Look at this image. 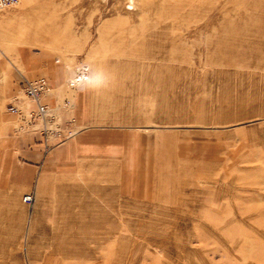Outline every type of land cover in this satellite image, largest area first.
<instances>
[{"label": "rangeland", "instance_id": "obj_1", "mask_svg": "<svg viewBox=\"0 0 264 264\" xmlns=\"http://www.w3.org/2000/svg\"><path fill=\"white\" fill-rule=\"evenodd\" d=\"M0 264H264V0L0 11Z\"/></svg>", "mask_w": 264, "mask_h": 264}, {"label": "built area", "instance_id": "obj_2", "mask_svg": "<svg viewBox=\"0 0 264 264\" xmlns=\"http://www.w3.org/2000/svg\"><path fill=\"white\" fill-rule=\"evenodd\" d=\"M19 3V0H0V11L15 7ZM22 91L28 101L35 105L34 110H30L27 113V116H24V119L27 123H31L36 117L43 118L47 116L49 110L45 104L42 103L43 95L48 91L49 86L45 77H38L33 80H24L22 82ZM18 99V98H15ZM22 102V98L20 100ZM22 106V105H21ZM8 110L17 116L18 120L21 122L20 128L22 130V107L11 104L8 107ZM30 196L25 198L26 201H29Z\"/></svg>", "mask_w": 264, "mask_h": 264}, {"label": "crops", "instance_id": "obj_3", "mask_svg": "<svg viewBox=\"0 0 264 264\" xmlns=\"http://www.w3.org/2000/svg\"><path fill=\"white\" fill-rule=\"evenodd\" d=\"M21 65H23L22 62ZM23 67L24 66H21V69H23ZM18 150H21V152L23 153L22 154L23 159H25L26 162L32 165H36L41 161L42 155L40 152V147L36 143L31 144L29 140L21 139Z\"/></svg>", "mask_w": 264, "mask_h": 264}, {"label": "bare ground", "instance_id": "obj_4", "mask_svg": "<svg viewBox=\"0 0 264 264\" xmlns=\"http://www.w3.org/2000/svg\"><path fill=\"white\" fill-rule=\"evenodd\" d=\"M91 75H92V73L90 71H89V73H88V71L87 72L84 71V72L79 73V74H74L72 76V81H73V83L74 82H77V83H80L81 84L84 80L88 79Z\"/></svg>", "mask_w": 264, "mask_h": 264}]
</instances>
